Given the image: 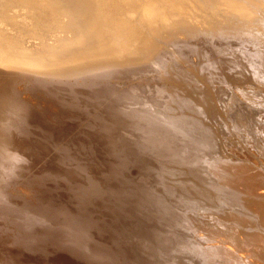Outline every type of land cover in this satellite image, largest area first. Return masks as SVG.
Returning a JSON list of instances; mask_svg holds the SVG:
<instances>
[{"label": "bare ground", "instance_id": "1", "mask_svg": "<svg viewBox=\"0 0 264 264\" xmlns=\"http://www.w3.org/2000/svg\"><path fill=\"white\" fill-rule=\"evenodd\" d=\"M161 39L204 62L238 41L235 72L171 61L149 96L116 85ZM256 79L264 0H0V264H264Z\"/></svg>", "mask_w": 264, "mask_h": 264}, {"label": "rangeland", "instance_id": "2", "mask_svg": "<svg viewBox=\"0 0 264 264\" xmlns=\"http://www.w3.org/2000/svg\"><path fill=\"white\" fill-rule=\"evenodd\" d=\"M160 41H163L162 39L160 40ZM192 41V42H191ZM194 40H190V42H188V43H185V44H183V46H182V44L180 45V44H173V43H171L170 41H163V43L162 42H160L161 43V46H162V44H163V46L161 47V46H159V48H160V50H159V52L157 53V55L154 57V58H152V59H149V60H146V61H144V62H141V63H139L137 66H136V68H135V72H134V74L133 75H131L130 77H125V76H122V77H120V78H118L117 79V83H116V85H118V86H120V87H122V88H125V87H134L133 88V90H135L134 92H136V93H139V94H141L142 96H149V95H151L152 93H154V91L157 89V87L155 86V83H159V84H162V81H164V80H161L160 79V72L161 71H163L164 70V68L166 67L165 66V64L167 63V62H169V63H171V61H172V64H175V65H177V66H180V67H185L184 69H186V68H188L187 66V64H189V62H190V64L191 65H193V63H194V66H198V65H200V63H202V62H204L203 60H204V58H203V56L202 57H199V55L197 56V54H196V52H197V50H195V48L193 47V45H192V43H194L193 42ZM234 41V42H233ZM164 42L166 43L165 45H167V46H165L164 45ZM238 41H236L235 42V40H231V42H227V43H223V45H222V48H220V50L219 51H213V49H210V50H208L209 51V55L208 56H210V57H208V60H209V62H208V60L205 58V64L204 65H206L205 67L208 69V70H206V68L205 67H203V63L201 64V66H200V68H203V69H205V71H208V72H206V73H210V74H213V76H215V74L217 73V75L215 76V77H218L219 76V74H220V71H221V69L223 68V69H230V70H232L231 72L232 73H234L235 71H234V69H232V66H231V64H229L228 63V61H227V55L231 52V50H232V48H234V47H236L238 44H239V42L237 43ZM168 43V44H167ZM241 43V42H240ZM237 44V45H236ZM169 45V46H168ZM178 45V46H177ZM185 45V46H184ZM190 45H191V47H190ZM240 45V44H239ZM171 46V47H170ZM182 46V47H181ZM187 46H189V47H187ZM178 47V48H177ZM186 47V48H185ZM249 47V48H248ZM173 50L172 52H171V49ZM185 48V49H184ZM241 48H242V50H245V52H246V55L247 56H249L250 58H252L251 57V55L252 54H254V56L253 57H256V52H257V50L255 49L254 50V48H252V46H250V45H248L247 43H241ZM244 48V49H243ZM189 49V51H187ZM190 49H191V51H190ZM192 49H194L193 51H192ZM249 49H251V50H253L252 52H254V53H252L251 52V50H250V52H248L249 51ZM180 50V51H179ZM162 51V52H161ZM183 51V52H182ZM186 51V52H185ZM256 51V52H255ZM179 52V53H178ZM189 52V53H188ZM190 52H192L191 54H190ZM195 52V53H194ZM225 52V53H224ZM244 52V51H243ZM245 52H244V54H245ZM175 53L176 54H181V55H179L182 59H180V57H178V55H175ZM184 53V54H183ZM225 54V56H224V54ZM228 53V54H227ZM187 54V55H186ZM170 55V56H169ZM172 55H174V56H172ZM184 57H183V56ZM223 55V56H222ZM179 58V59H177V57ZM224 57H226L225 59H224ZM175 58V59H174ZM200 59V60H198V59ZM213 59V60H212ZM178 60V61H177ZM181 60V63H178L179 61ZM183 60H184V62H183ZM194 60V61H193ZM176 61H177V63H176ZM196 61V62H195ZM212 61V62H211ZM152 62H154V63H152ZM188 62V63H187ZM199 62V63H198ZM206 62H208V63H206ZM195 63L197 64V65H195ZM189 64V65H190ZM213 64V65H212ZM146 65V66H145ZM184 65V66H183ZM141 66V67H140ZM209 66V67H208ZM211 66V67H210ZM199 67V66H198ZM213 67H215V68H213ZM209 68H211V69H209ZM213 68V69H212ZM216 68H220V70H219V73H218V69H216ZM214 69H216L217 70V72H216V70L214 71ZM150 74V75H149ZM153 74V75H152ZM145 76V77H144ZM253 78H254V76H252ZM252 77H250L251 79H252ZM132 79V80H131ZM150 79V80H149ZM124 80V81H123ZM131 80V81H130ZM137 80V81H136ZM243 80L244 81H247V82H245V83H247L248 85L250 84V86L252 85V84H254L252 81V83L251 82H249L250 80L248 79V77L245 75V77L243 78ZM242 79H239V81H237L238 82V84L239 83H241V84H245L244 83V81H243ZM258 80V81H257ZM132 81H133V84L134 85H132ZM150 81V82H149ZM153 81V82H152ZM159 81V82H158ZM255 81V86L256 87H258L257 85H259V83H260V81H259V79H256V80H254ZM143 82V83H142ZM152 82V83H151ZM165 82V81H164ZM249 82V83H248ZM129 83V84H128ZM256 83H258V84H256ZM263 83V81L260 83L261 84V86L262 85H264V84H262ZM144 84V85H143ZM147 85V86H146ZM260 86V85H259ZM252 87H254V85H252ZM255 88V87H254ZM145 89V90H144ZM144 90V91H143ZM149 92H150V94H149ZM157 92V91H156ZM144 93V94H143ZM163 95H167L168 94V90L167 91H164L163 93H162ZM158 97H160V98H158ZM157 99L159 100V101H164L166 98H163L162 96H158L157 95ZM239 107H241V106H239ZM244 107V106H243ZM242 107V108H243ZM246 109V107L245 108H243V109H241L240 108V114H242V116H239V118H241L242 120H241V124L243 125V126H245V127H248L249 129H247V130H252V126L254 125V115H253V113H252V111H251V113H250V111L248 112V110L246 111L245 110ZM221 113H223V115H224V112H221ZM243 114H245L244 116H243ZM222 115V114H221ZM252 116V117H251ZM226 117V113H225V115H224V119H225V122H226V125H227V122L228 121H226V120H228L227 118H225ZM247 117H249V118H247ZM246 120H245V119ZM244 119V120H243ZM247 119L249 120V121H247ZM216 121V120H215ZM213 119H211V122H215ZM250 121H252L251 123H250ZM217 122V121H216ZM215 122V123H216ZM247 122V123H246ZM251 124H252V126H251ZM254 127V126H253ZM225 129H227V127L225 126L224 127ZM223 128L221 127V126H219V124H218V126H217V128H216V130H218V131H221ZM228 130L230 131V132H232V130L228 127ZM234 131V130H233ZM221 138H226L225 137V135H223V136H221ZM235 141L236 142H238V139H235ZM230 148L232 149L233 147L232 146H227V149H229L230 150ZM237 148V147H236ZM244 148V147H243ZM238 149V148H237ZM240 151V150H239ZM251 154V153H250ZM135 168V167H134Z\"/></svg>", "mask_w": 264, "mask_h": 264}]
</instances>
